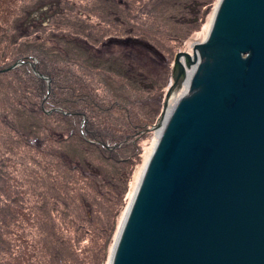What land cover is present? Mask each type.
Returning <instances> with one entry per match:
<instances>
[{
  "label": "water",
  "instance_id": "95a60500",
  "mask_svg": "<svg viewBox=\"0 0 264 264\" xmlns=\"http://www.w3.org/2000/svg\"><path fill=\"white\" fill-rule=\"evenodd\" d=\"M198 50L206 61L146 146L111 264H264V0H220L207 39L176 55L151 132Z\"/></svg>",
  "mask_w": 264,
  "mask_h": 264
},
{
  "label": "trees",
  "instance_id": "16d2710c",
  "mask_svg": "<svg viewBox=\"0 0 264 264\" xmlns=\"http://www.w3.org/2000/svg\"><path fill=\"white\" fill-rule=\"evenodd\" d=\"M18 2V0H4L2 4L0 3V7L3 5L6 22H10L15 12L13 6H17ZM60 2L61 0H52L54 5ZM195 4L197 6V1H192L186 7L191 15H193L191 8ZM38 8L42 6L36 9ZM31 15L32 13L28 12L24 17H18V35H13L12 38L7 34L3 36V39L5 41L7 39L9 43L7 50H14L13 45H18L19 54L12 61L0 59V88L6 89L5 92L9 94L13 109L10 117L8 113L1 112L4 119L12 125L19 141L22 140L21 145L51 160H48L40 175L37 173L34 180L35 187L32 188L34 211L30 212V215H33L35 230L40 233L37 241L39 245L36 242L27 245L23 251L24 262L21 260L19 262L36 264L35 259L42 251L49 256V259L48 263H44L41 259L39 264H80L79 259L76 258L79 250L76 246L82 237H76L74 247L73 239L61 233L53 215L60 206H63L61 213L64 217H76L77 219L70 218L72 223L82 220L86 226L77 223V227L84 228L88 233L91 231L87 228L88 225L95 234V240L97 236L103 240L99 252L95 254V262L98 260L103 264L111 243L113 240L114 243L117 241V237L114 236L118 235L124 220L121 213L125 205L127 206L125 203L128 200L131 178L136 166L142 160V143L153 133L150 130L160 118L163 86L157 88L153 79L147 83L141 74L151 72L149 69L156 65L155 61L168 63V58L163 56L162 49L154 41L132 36L112 37L99 41L100 47L93 49L97 53V60L93 52L83 46L89 45L87 39H85L86 44L82 45V37L77 33H73L75 36L73 41L66 39L67 37L62 38L64 43L76 46L78 53L74 56L67 48L50 49L43 44L30 46L25 40H29L33 34L32 24L28 20ZM47 19L46 14L40 16L42 23ZM199 20L200 18H195L193 23ZM187 21L186 24L192 23L191 19ZM35 26L39 27V24ZM54 34L57 36L58 33ZM2 44L3 42L0 41V47ZM31 47L38 49L40 56L27 55L24 49ZM88 47L93 48L90 45ZM116 49L118 52L121 51L120 58H106V55L98 57V54L108 51L114 53ZM79 53L86 55L85 60L80 61L81 59L75 57ZM125 62L128 65H125ZM64 63H72L70 66L77 65L82 69H88L89 78L77 74L74 70L69 71L63 66ZM16 64L17 67L10 69ZM50 64H53V67ZM6 69L8 70L4 71ZM162 71L168 78L169 68L166 66ZM40 75L49 81L42 79ZM9 76L13 78H8ZM97 78H100L101 84L105 78L114 88L112 79L117 83L120 81L118 79H125L131 85L140 88L138 91L154 94L145 101L142 93L140 96L134 89L139 95L135 101L143 102L145 109L143 119L137 116L134 118L130 114L123 116L122 109H127V104L135 103L129 98L121 101L116 97L114 103L105 106L97 85H94ZM122 88L127 86L123 85ZM153 102H156L155 105H152ZM120 110L123 111L119 116L121 120L116 121L117 112H121ZM52 118L63 124L66 123L67 126L62 129L51 126ZM43 132H46V137H43ZM97 156L103 158L104 164L97 165L92 160ZM9 198L10 201L0 203V247L4 246L9 249L8 251L15 252L11 243H5L2 230L10 220H17L20 214L27 215L25 202L26 199L29 200L28 192L20 191V194L17 193ZM125 209L127 210V207ZM18 226L20 227V224ZM37 246L42 247L39 253H36ZM30 249L34 251L29 252ZM17 256L12 253V260H3L1 259L3 256H0V264H12Z\"/></svg>",
  "mask_w": 264,
  "mask_h": 264
},
{
  "label": "rangeland",
  "instance_id": "374dc122",
  "mask_svg": "<svg viewBox=\"0 0 264 264\" xmlns=\"http://www.w3.org/2000/svg\"><path fill=\"white\" fill-rule=\"evenodd\" d=\"M3 1L4 0H0V3L2 4ZM18 1L17 6H13L15 12L10 22L5 21L2 8L3 5L0 7V28L2 29L0 32V41L3 42L0 47L2 50L0 52L1 61H12L14 57L19 54L18 45H13L15 46L14 50H7V45L9 43L7 39L6 41L3 39V36L7 34L12 38L13 35H18V17H24L28 12L32 13L28 20L29 23L32 24L33 34L31 36L32 39L25 40L27 44L30 46H40L43 44L50 49L58 48L63 50L67 48L69 53L72 52L71 54L73 56L78 53L76 46L67 42L64 43L62 40V38L67 37L66 39L73 41V37H75L73 33L81 35L82 45L86 44L85 39H87L89 45L93 46V48H91L88 47L89 45H83L93 52V56H95L96 60L97 53L93 49L94 47H100L99 41L108 40L112 37L126 38L128 36L152 40L162 49L163 56L168 58V63L166 62V64H163L159 60L155 61L156 65L151 66L154 70L149 67L151 72L141 74V76H144L145 79H143L146 80L147 83L149 81L151 82L153 79L156 81L157 88L163 86V101L160 107L159 117H161L163 112L166 94L174 83V64L176 55L180 52L192 54V45L196 42H204L207 39L220 2V0H61L59 4L54 5L52 0ZM192 1H197V6L195 4V6L191 8L193 15L186 10L187 5L191 4ZM39 6H42V8L36 9ZM42 14L48 15V19L43 21V23L40 22V16ZM195 18H200L199 22L193 23ZM188 19L192 20L191 24H186L188 23ZM35 24H39V27H36ZM54 33H58L57 36ZM24 50H26L25 53H27V55L38 57L41 54L38 49L32 47L31 49ZM120 52L121 51L118 52V49H116L114 53L108 51L101 55L98 54V57L101 58L100 56L106 55V58L114 57L116 59L122 56ZM75 57L83 61L86 55L79 53ZM71 59H73V57ZM92 59L94 61V58ZM70 64L72 63H64L63 66L69 71L74 70L77 74L85 76L87 79L89 78L88 69H82L81 67H77V65L70 66ZM50 65L53 67V64ZM125 65L128 64L125 62ZM166 66L170 71L168 78H166L162 71ZM12 76L8 78H13ZM103 79L104 82L101 84L99 82L100 78H97V82L95 81L94 85H97L100 98L105 106L114 103L116 97L121 101L125 98H129L131 101L135 102L134 104L126 103L127 109H122L124 112L121 110V112H117L116 121L121 120L119 116L122 112L123 116L130 114L133 115L134 118L137 116L139 119H143L142 116L145 113L143 102L135 100L139 95L141 96V93L145 101H147L149 96H154V94L146 91H138L140 88L138 89L131 85L130 82L128 83L125 79H118L120 80L119 83H117L115 79H112L115 88L111 87L112 85L110 86L105 78ZM123 85H126L127 88L123 89ZM97 87L95 86V88ZM134 89L139 92V95ZM5 90L4 87L3 90L0 88V203L2 204L5 201H10L9 197H13L17 193L20 194V191L24 192V190L28 192L29 200L26 199L25 202V212L27 215L20 214L21 216L17 220H10L2 230V235L6 240L5 243H11L12 249H15V252L14 250L8 251L9 249L1 246L0 256H3L1 258L3 260H12L13 257H11V255L13 253L18 255L13 263L20 264L19 260L24 262L22 257L24 256L23 251H25L26 246L35 244V242L38 244L37 241L40 238L39 231L37 232V230H35L36 228L33 226V215H30V212L34 211V192L32 188L35 187L34 180L38 175L37 173L40 175L41 172H43L49 159L40 155L35 150L21 145L20 143H22V140L19 141L15 135L16 133L13 131L12 125L4 119L3 112L8 113V116L13 113L12 102H10L9 94H7ZM185 90L186 87L179 86L171 98V104H176L175 102L177 99L181 98ZM118 95L122 96L119 97ZM173 97H175V101H173ZM155 103L156 102H153L152 105H155ZM151 107H149V109ZM50 124L58 129L67 126L66 123L63 124L55 118L51 119ZM46 135V132H43V137H46ZM154 141H157L155 132L150 134L142 143V160L136 166L135 172L131 178L130 190L127 195L128 200L125 203L127 204V206L125 205L127 210L124 208L121 213L123 219L129 211L128 207H130L132 203L134 193L147 163V157L145 156L146 146ZM92 160L97 163V165L104 164V160L100 156ZM63 209L64 207L60 206L58 211L54 212L53 215L56 218L61 233L63 232L65 236L73 239L74 247L76 237H82L78 246H76L79 250L77 253L75 252L76 258L79 259V263L100 264L98 260L95 262V254L99 252L103 240L100 236H97V240H95V234L88 225L87 228L91 230L88 233L85 232L84 228L80 229V227H77V223L78 225L83 224L86 226L82 220L80 221L79 219L77 223H72L70 218L76 217H64L61 213ZM53 210L52 208V211ZM2 218L5 219L4 216H2ZM19 224L20 227L18 226ZM119 232L120 230L117 233L118 235L114 236L117 237V239ZM115 243L113 240L109 247L106 261L103 264L111 262ZM40 250H42V247L37 246L36 253H39ZM33 251V249L29 250V252ZM38 256L35 259L36 264H39L41 259L44 263H48L49 256L47 254L41 251Z\"/></svg>",
  "mask_w": 264,
  "mask_h": 264
},
{
  "label": "bare ground",
  "instance_id": "6f19581e",
  "mask_svg": "<svg viewBox=\"0 0 264 264\" xmlns=\"http://www.w3.org/2000/svg\"><path fill=\"white\" fill-rule=\"evenodd\" d=\"M198 54H199V63L197 64V65H188V62H187V60L186 59H183L182 60V62H183V64H184V66L186 67V70H187V72H186V77H185V79L183 80V82H182V87H186V89L188 88V86H189V84H190V82L192 81V79L200 72V67L204 64V62L206 61L203 57H202V55L200 54V50H198ZM174 98V100L173 101H175L176 99H175V97H173ZM179 100H180V98L179 99H177V101L175 102L176 104H171V100H170V103H169V108H168V110H167V112H166V116H165V119H164V121H163V124H162V128L161 129H159V130H157V132H155V135H156V137H157V140L160 138V136H161V134L163 133V131L166 129V127H167V125H168V123H169V119H170V117H171V115L173 114V112H174V110H175V107H176V105H177V103L179 102ZM132 201H133V199H132ZM127 215V214H126ZM126 218V217H125ZM125 218H124V220H125ZM124 220H123V223H124ZM123 223H122V226H123ZM122 226H121V229H122ZM121 229H120V231H121ZM119 234H120V232H119ZM118 240V239H117ZM117 242V241H116ZM116 245V244H115ZM114 249H115V247L113 248V251H112V256H113V252H114ZM111 260H112V258H111ZM108 264H111V262L110 263H108Z\"/></svg>",
  "mask_w": 264,
  "mask_h": 264
}]
</instances>
